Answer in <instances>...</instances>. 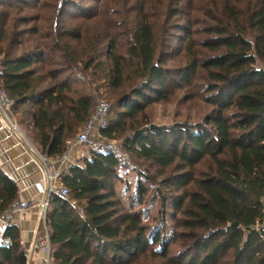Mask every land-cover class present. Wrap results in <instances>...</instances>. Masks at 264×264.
Wrapping results in <instances>:
<instances>
[{"label":"trees","instance_id":"trees-1","mask_svg":"<svg viewBox=\"0 0 264 264\" xmlns=\"http://www.w3.org/2000/svg\"><path fill=\"white\" fill-rule=\"evenodd\" d=\"M89 7L0 0V89L24 136L58 160L100 98L109 111L99 135L121 148H88L61 172L68 199L51 195L45 219L51 264H264L253 229L264 212V0ZM178 92L210 112L152 128L149 105ZM129 163L136 186L118 193ZM16 198L0 170V215ZM6 227L0 264H27L18 230Z\"/></svg>","mask_w":264,"mask_h":264},{"label":"built area","instance_id":"built-area-1","mask_svg":"<svg viewBox=\"0 0 264 264\" xmlns=\"http://www.w3.org/2000/svg\"><path fill=\"white\" fill-rule=\"evenodd\" d=\"M13 102L9 99L6 92L0 89V117L4 122V128L14 134L21 137L17 124L12 117ZM109 111V104L104 99H99L96 102V107L93 114L88 121L81 127L78 134L72 139L66 142V152L75 146H84L93 150L121 152V148L113 143L103 141V138L99 135V131L107 126V115ZM32 153L38 160L41 169L44 171V186H40L39 193L43 196L41 201H14L11 203L0 215V222L9 225L17 218H23L25 215L32 211H38L43 224V234L36 238L31 248L33 250H40L44 254V264H51V249L49 245V234L46 227L45 219L46 212L49 207V199L51 195H56L60 198L68 199V192L63 186L61 180V172L71 167L77 166L75 162H68L67 153H65L60 159L55 160V164L63 166V170L52 167L50 159L45 156H41L31 149ZM75 206V203H71ZM76 211L82 215L83 212L77 208ZM255 232L264 238V212L263 217L253 226ZM10 241L7 238L0 236V246L8 247Z\"/></svg>","mask_w":264,"mask_h":264},{"label":"crops","instance_id":"crops-1","mask_svg":"<svg viewBox=\"0 0 264 264\" xmlns=\"http://www.w3.org/2000/svg\"><path fill=\"white\" fill-rule=\"evenodd\" d=\"M0 117V170L17 186V201H41L43 196L39 188L44 186V171L32 153L33 149L38 153L33 144L21 133L20 136L7 131ZM104 140V138H103ZM107 140V139H106ZM105 141V140H104ZM83 148V149H82ZM84 146H73L67 152L68 162L81 165L83 159L88 158V150ZM88 149V148H87ZM50 165L63 170V166L50 161ZM18 230L19 239L25 251L27 264H44V254L40 250H33L32 244L37 237L43 234V224L38 211H32L23 218H17L11 224ZM7 225L0 222V234H3Z\"/></svg>","mask_w":264,"mask_h":264},{"label":"rangeland","instance_id":"rangeland-1","mask_svg":"<svg viewBox=\"0 0 264 264\" xmlns=\"http://www.w3.org/2000/svg\"><path fill=\"white\" fill-rule=\"evenodd\" d=\"M82 1L86 5H88V7L90 6L88 9L89 11L87 12H91V14H94L96 11V7L100 5V3L103 0H82ZM72 13H75V10H71V13L68 12L67 14V18L70 20L74 18L72 16ZM133 17L134 15L132 14L130 16L131 20L133 19ZM196 38H200V37L197 36ZM262 70H264V67L262 68ZM92 90L93 89H91V91ZM97 94L98 93H95V96ZM181 95H182L181 92H178L176 96L172 99V101L169 103L156 102V103L149 105L148 111H149V115L151 117L153 126H157V127L173 126L175 124H182V123L193 124L194 122L200 121L202 116H205L206 114H208V112H210V107L203 105V104H199L197 106L193 104L194 102L185 104L182 100ZM99 99L100 98H98L97 101ZM22 132L23 131L21 129V133ZM104 140L105 142L118 145L116 140L115 141H110L106 139ZM28 143L31 145L33 144V147H34V143L32 141H28ZM85 149L88 150L87 148ZM133 169H134L133 166L129 163L127 164V167L120 168V170L118 171V175L121 178V182L116 184V190L118 191V193H122L123 191L122 189L125 187V184L129 185L130 191H133L134 187L136 186V174ZM149 197L150 196H146V199L149 200ZM124 199H126V197H124L123 200ZM157 207H158V203L154 204L153 206H145V211H147L145 223H150L151 220L148 218L155 217L157 215L156 214ZM141 209H144V208H141ZM166 225L167 227L171 228L170 222H167Z\"/></svg>","mask_w":264,"mask_h":264},{"label":"water","instance_id":"water-1","mask_svg":"<svg viewBox=\"0 0 264 264\" xmlns=\"http://www.w3.org/2000/svg\"><path fill=\"white\" fill-rule=\"evenodd\" d=\"M261 75L264 77V70H260ZM152 128H154V126H152ZM234 226H236V224H233ZM0 236L4 237V233L0 234Z\"/></svg>","mask_w":264,"mask_h":264}]
</instances>
